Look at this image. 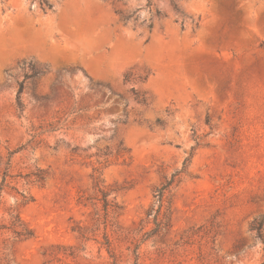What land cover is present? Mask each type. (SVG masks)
<instances>
[{"label": "rangeland", "instance_id": "obj_1", "mask_svg": "<svg viewBox=\"0 0 264 264\" xmlns=\"http://www.w3.org/2000/svg\"><path fill=\"white\" fill-rule=\"evenodd\" d=\"M44 1L0 0V264H262L264 0Z\"/></svg>", "mask_w": 264, "mask_h": 264}, {"label": "trees", "instance_id": "obj_2", "mask_svg": "<svg viewBox=\"0 0 264 264\" xmlns=\"http://www.w3.org/2000/svg\"><path fill=\"white\" fill-rule=\"evenodd\" d=\"M44 3L50 8L51 6L49 3L45 0ZM264 46V44H263ZM35 75V74H34ZM130 76L127 75L126 80H128ZM148 77L143 78V81H146ZM24 91V82L20 84L19 87V95H21ZM147 97L145 95L137 96V102L142 105L147 104ZM17 107L20 111L23 109V103L18 97ZM96 176L93 177V181L95 184L96 189L98 190L100 196L97 200H99L103 204L104 211L106 212V215H109V212L112 210L115 214H118V210H122L121 207H119L114 201L109 200V196L111 193L109 191H104L100 188V171L99 169L95 170ZM178 173H175L172 175V178L170 180H167L164 184H162L161 187H159L155 191V198H156V204L154 208H150L148 210L147 216H151L154 214V222L156 225L155 232H159L161 230H170L172 228V215H173V209L172 205L166 206V200H165V194L166 192L172 187V185L175 182V178ZM6 178H4L5 181ZM1 190L0 189V206H1ZM79 203L87 204L89 198H86L85 196H80ZM154 212V213H153ZM263 228H264V219H262L259 222H255L253 229L256 230L258 237L262 240L263 246H264V239H263ZM0 229H7L5 225H1ZM12 230L13 234L19 238V239H28L31 238L34 233L32 230L26 227V225L21 221L19 215L12 216L11 221V227L9 228ZM264 249V247H263ZM264 264V261L262 262Z\"/></svg>", "mask_w": 264, "mask_h": 264}, {"label": "bare ground", "instance_id": "obj_3", "mask_svg": "<svg viewBox=\"0 0 264 264\" xmlns=\"http://www.w3.org/2000/svg\"><path fill=\"white\" fill-rule=\"evenodd\" d=\"M95 33L92 32H83L80 34L75 35L74 37L71 38L72 41H83L84 46H86L87 49L93 48L95 45L96 40V35ZM96 40V41H95Z\"/></svg>", "mask_w": 264, "mask_h": 264}]
</instances>
